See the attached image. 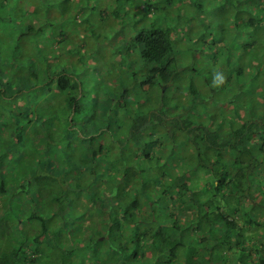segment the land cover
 <instances>
[{
    "label": "trees",
    "instance_id": "obj_1",
    "mask_svg": "<svg viewBox=\"0 0 264 264\" xmlns=\"http://www.w3.org/2000/svg\"><path fill=\"white\" fill-rule=\"evenodd\" d=\"M44 2L45 10L34 9L41 18L54 4ZM147 2L144 10H158ZM243 21L255 27L252 18ZM35 24L29 20L25 31H35ZM13 34L0 38V264H51L50 257L62 264L61 234L75 219L67 206H79V215H102L86 238L90 264H264V105L247 117L236 109L235 117L207 124L190 108L167 117L163 107L131 112L123 99L121 117L105 107L81 119L80 84L65 68L33 66L17 76L24 39ZM65 38L57 32L56 43ZM176 39L170 27L154 24L133 39L147 67L134 82L146 99L164 100L166 107L163 87L171 88L177 73ZM5 42L9 57L3 58ZM177 132L193 149L188 160L172 161ZM3 168L18 181H6ZM21 169L27 177H18ZM200 169L210 181L192 187L188 178ZM42 237L52 248H42Z\"/></svg>",
    "mask_w": 264,
    "mask_h": 264
},
{
    "label": "rangeland",
    "instance_id": "obj_2",
    "mask_svg": "<svg viewBox=\"0 0 264 264\" xmlns=\"http://www.w3.org/2000/svg\"><path fill=\"white\" fill-rule=\"evenodd\" d=\"M143 1L155 4L158 10L164 8V13L158 10L147 12L142 5ZM53 2V5L49 4L47 14L42 15L46 16L43 19L34 9L45 10L44 0H0V19L10 21L8 24L6 20H3L5 23L1 21L0 38L17 33L24 39L19 47L18 58H21V62H18L22 71L17 73L18 77L33 66L41 69L49 67L51 70L66 69L80 84L78 99L86 109L85 114H77L81 119L85 116L90 118L93 110L100 113L105 107H109L114 116L121 117L125 115L123 99L130 111L131 108L134 111L136 106L148 112L152 109L159 111L163 107L167 117L176 111L183 113L190 108V115L194 119L207 124L209 119H214L216 124L219 120L223 122V115L229 119L236 109L244 117L248 116L246 112L251 113V109L256 112L263 111L264 0ZM244 18H252L255 27H248L243 21ZM29 20L34 24L37 20L36 29L32 33L25 31ZM152 24L170 27L174 37H177L173 55L177 73L171 80V88L169 85L163 87V92L168 90L167 107L164 100L160 104L157 100L154 102L146 99L141 88L134 82L135 77L140 81L144 79L142 76L147 67L141 60L140 46L133 39L138 30ZM61 30L66 38L58 44L55 37ZM7 47L5 42L1 49L3 58L9 57ZM33 53H36V57L39 56L35 62L31 58ZM7 68L13 70L12 66ZM217 69L224 73L225 81L214 86L211 80L214 70ZM39 94H34L32 98H40ZM56 102L57 99L49 100L47 105L50 107ZM254 105L259 106L254 108ZM72 114L73 111L71 116ZM113 123H116L115 119ZM175 136L178 151L171 157L172 161L188 160L193 149L188 151L183 133L177 132ZM169 140L172 141V136ZM170 143H163V147L167 149L165 146ZM3 169L7 175L6 181H18L8 173V169ZM208 173L207 170L200 169L188 181L192 187L197 182H208L211 178ZM23 175L22 170L18 177H27ZM10 192L9 189L8 193ZM98 194L96 197L101 204L103 198ZM256 196L251 197L255 199ZM66 210L75 213V219L67 223L61 234L65 243L62 249L67 253L62 264H90L88 256L91 250L85 247L86 238L89 235L88 230L100 224L102 215L93 210L86 216L79 215V206H67ZM190 234L191 231L188 230L184 239L192 236ZM55 235L59 236L57 233ZM218 236L221 237L219 234ZM51 240L56 243L57 238L53 236ZM39 241L43 243L44 238ZM46 247L52 248V245L43 243L42 248ZM54 250L56 249L53 248ZM54 259L50 257L51 264L55 263Z\"/></svg>",
    "mask_w": 264,
    "mask_h": 264
},
{
    "label": "clouds",
    "instance_id": "obj_3",
    "mask_svg": "<svg viewBox=\"0 0 264 264\" xmlns=\"http://www.w3.org/2000/svg\"><path fill=\"white\" fill-rule=\"evenodd\" d=\"M225 81V75L221 70H214L213 75H212V80L211 83L214 86L221 85Z\"/></svg>",
    "mask_w": 264,
    "mask_h": 264
}]
</instances>
